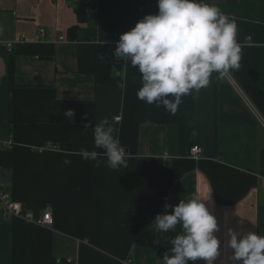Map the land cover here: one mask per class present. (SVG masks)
<instances>
[{"label":"crops","instance_id":"0c3cea01","mask_svg":"<svg viewBox=\"0 0 264 264\" xmlns=\"http://www.w3.org/2000/svg\"><path fill=\"white\" fill-rule=\"evenodd\" d=\"M209 2L237 25L240 67L213 73L171 114L138 99L141 77L130 61L117 81L80 72L77 42L67 37L79 23L69 0H0V140L12 141L0 147V172L25 210L51 208L54 217L48 226L0 216V264H162L174 233H156L152 223L172 211L165 205L196 194L210 198L219 224L214 264H234L229 228L264 235V0ZM94 3L97 43L111 46L110 57L121 33L158 12V0ZM41 28L67 38L54 42V58L5 48L23 35L35 40ZM105 120L127 150V167H106L95 148L93 128ZM194 145L201 158L191 156ZM81 149L97 151L100 166Z\"/></svg>","mask_w":264,"mask_h":264},{"label":"clouds","instance_id":"9594fccd","mask_svg":"<svg viewBox=\"0 0 264 264\" xmlns=\"http://www.w3.org/2000/svg\"><path fill=\"white\" fill-rule=\"evenodd\" d=\"M114 56L138 69V99L175 114L182 97L208 87L213 73L222 77L238 69L241 49L236 23L209 0H158L157 13L146 14L121 33ZM66 114L74 115L72 110ZM93 135L95 148L103 149L107 157L106 167L128 166L126 149L106 120L94 126ZM79 154L100 166L97 151L81 149ZM64 163L71 164V160ZM209 199L196 194L176 205H165L172 211L156 215L152 229L159 234L174 233L162 264H189L198 259L214 264L221 241L215 235L217 217L205 203ZM227 235L234 264H264V235L232 228Z\"/></svg>","mask_w":264,"mask_h":264},{"label":"trees","instance_id":"16d2710c","mask_svg":"<svg viewBox=\"0 0 264 264\" xmlns=\"http://www.w3.org/2000/svg\"><path fill=\"white\" fill-rule=\"evenodd\" d=\"M93 4L91 10L84 6L76 7L79 23L69 28L67 37L77 42L76 53L80 72L93 74L97 82L101 83L117 81L121 73L118 67L122 65V62L114 63L112 57L106 54V46L102 48L97 43V28L93 22L96 18V11L92 8ZM80 23L85 26H81ZM15 52L27 56H38L43 60L52 59L55 55V46L54 43L29 42L19 45ZM52 264L73 263H69L66 259H55Z\"/></svg>","mask_w":264,"mask_h":264},{"label":"built area","instance_id":"2783aa9c","mask_svg":"<svg viewBox=\"0 0 264 264\" xmlns=\"http://www.w3.org/2000/svg\"><path fill=\"white\" fill-rule=\"evenodd\" d=\"M69 2L75 5L76 7L84 6L88 10H91V5L94 3V0H69ZM66 39L67 38L64 35L55 38L50 28H41L35 40L32 41L28 40L23 35L13 40L7 41L4 46L9 52H15L16 48L21 44H25L29 42L54 43L55 41L66 40ZM106 47L107 49L111 48L110 45ZM35 57L38 58V56ZM112 61L116 64L121 63L116 57H112ZM116 120L118 121L121 119L117 117ZM3 143L7 144L9 147L12 146V141L2 142L0 140V145L3 146ZM202 153H203V149L201 146L194 145L191 147L190 154L194 158H201ZM126 154H127V150H126ZM166 164H167L166 158H164L162 160V165L166 166ZM0 216L4 219L11 217H23L28 221L35 222L39 225L52 226L54 224V217L51 208L45 209L43 213L40 215H36L35 212L32 210H25L22 203L14 199L9 187V181L1 174V172H0ZM67 261L73 264L76 263L73 258H68ZM195 262L197 264H203L206 261L202 259H198Z\"/></svg>","mask_w":264,"mask_h":264},{"label":"water","instance_id":"95a60500","mask_svg":"<svg viewBox=\"0 0 264 264\" xmlns=\"http://www.w3.org/2000/svg\"><path fill=\"white\" fill-rule=\"evenodd\" d=\"M92 8H93V9L96 8V3L93 4ZM118 68L121 69V66H119Z\"/></svg>","mask_w":264,"mask_h":264},{"label":"rangeland","instance_id":"374dc122","mask_svg":"<svg viewBox=\"0 0 264 264\" xmlns=\"http://www.w3.org/2000/svg\"><path fill=\"white\" fill-rule=\"evenodd\" d=\"M0 147H2V145H0Z\"/></svg>","mask_w":264,"mask_h":264}]
</instances>
